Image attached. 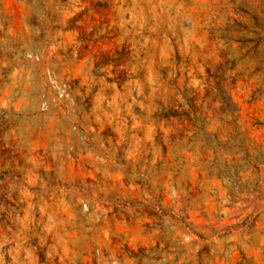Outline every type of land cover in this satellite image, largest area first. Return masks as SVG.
<instances>
[{
  "label": "rangeland",
  "instance_id": "374dc122",
  "mask_svg": "<svg viewBox=\"0 0 264 264\" xmlns=\"http://www.w3.org/2000/svg\"><path fill=\"white\" fill-rule=\"evenodd\" d=\"M225 91L264 150V0H0V264H264Z\"/></svg>",
  "mask_w": 264,
  "mask_h": 264
},
{
  "label": "trees",
  "instance_id": "16d2710c",
  "mask_svg": "<svg viewBox=\"0 0 264 264\" xmlns=\"http://www.w3.org/2000/svg\"><path fill=\"white\" fill-rule=\"evenodd\" d=\"M251 20L253 27H260L262 25L260 17L257 15L253 14ZM253 34L256 35L257 41L262 39L261 31L254 32L253 30ZM191 109L195 111L194 105L191 106ZM219 111L221 122L226 126H230L232 132L228 135L226 134L223 139H220L217 131L212 132L203 127L205 141L200 145L201 149L211 151L215 158L219 157L220 159L217 166L206 167L201 170L210 176H216L218 178H238L240 167L244 160L245 163L253 165V168H256V165L258 164L264 163V150L260 147L255 148L257 152L252 154V150H254V142L244 131H242L238 123V106L233 101L230 93L228 94L226 91L225 93H222L221 107ZM185 116L188 117L190 122L192 121L190 113L186 112ZM213 137L215 139H213ZM231 137L234 138L232 146L229 144ZM219 151L220 153L218 154Z\"/></svg>",
  "mask_w": 264,
  "mask_h": 264
}]
</instances>
